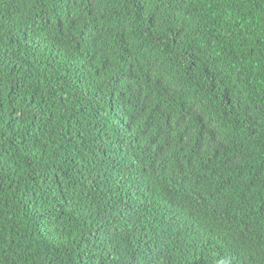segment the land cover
Instances as JSON below:
<instances>
[{"label":"trees","instance_id":"1","mask_svg":"<svg viewBox=\"0 0 264 264\" xmlns=\"http://www.w3.org/2000/svg\"><path fill=\"white\" fill-rule=\"evenodd\" d=\"M0 264H264V0H0Z\"/></svg>","mask_w":264,"mask_h":264}]
</instances>
